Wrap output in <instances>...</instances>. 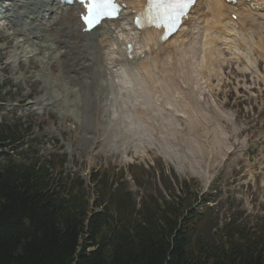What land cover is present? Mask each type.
<instances>
[{
    "label": "rangeland",
    "instance_id": "374dc122",
    "mask_svg": "<svg viewBox=\"0 0 264 264\" xmlns=\"http://www.w3.org/2000/svg\"><path fill=\"white\" fill-rule=\"evenodd\" d=\"M259 22L264 24V20ZM2 48L0 43V56H3L0 58V126H17L18 133L31 127L32 132L24 143L31 144L35 139L33 145L37 146L42 159L52 154L66 155V172L75 173L86 181L92 170L108 167L116 172L124 170V175L111 179L110 183L120 187L118 198L131 191L136 202L146 193L166 202H170L174 193L179 195L185 190L186 193H199V197L206 194L203 201L206 205L195 207L203 213L199 237L205 242L217 243L222 235L232 233L237 238H264V63L256 64L262 75L260 78L245 75L232 63L226 66L221 87L218 81H213L212 91L200 82L198 86L204 88L205 93L194 100V113L206 115L201 118L205 131L197 128L189 132L184 126L188 115L185 118L179 115L178 118L184 120L176 125V138L168 140L171 145L161 146L163 142L158 144L152 138L143 137L137 141L126 124L110 120L109 112L102 113L94 101L86 112L85 108L79 111L67 105L32 108L30 104L45 95L43 84L55 87L53 94L63 97L69 83L58 68H48L46 74L29 78L38 66L25 68L14 64L12 53H1ZM32 86L34 89L30 92ZM75 98L73 94L67 96L68 101ZM205 123H210L209 127L206 128ZM216 135L221 137V146L226 150L223 159L210 157L206 152L191 159L188 152L192 136L205 141L204 137L212 139ZM94 136L98 137L95 142ZM156 137L159 138L158 134ZM172 140L177 142L172 144ZM208 147H213L212 143ZM10 155L14 156L12 152ZM131 164L137 165L143 173L141 187L131 180ZM202 170L209 171L210 178L206 179ZM89 194L93 204L97 197L90 191ZM146 205L150 206L151 202L147 201Z\"/></svg>",
    "mask_w": 264,
    "mask_h": 264
},
{
    "label": "bare ground",
    "instance_id": "6f19581e",
    "mask_svg": "<svg viewBox=\"0 0 264 264\" xmlns=\"http://www.w3.org/2000/svg\"><path fill=\"white\" fill-rule=\"evenodd\" d=\"M119 1L127 6L121 19L103 23L91 34H84L79 19L82 11L76 6L61 13L58 0H0V19L13 29L10 36L0 35V42L5 44L1 53L21 44L28 45V51L12 53L14 63H31L32 54L35 59L41 57L36 61L44 67L59 61L55 66L61 67L62 77L70 86V90L64 89L63 97L55 96L52 86L46 87L45 95L37 99L32 108L65 105L70 93L76 97L72 100L76 101L71 102L76 108L83 107L86 112L93 101H98L102 113L110 111L109 118L126 124L137 141L143 137L152 138L158 144L163 142L161 146H167L171 145L168 140L176 138V125L186 115L184 126L189 132L197 128L205 131L201 118L206 115L194 113V100L205 93V89L198 86L200 82L209 90L213 81H218L220 87L224 84L228 67L224 65V51L229 52L236 63H241L244 71H250L253 65L248 58V46L257 47L264 60L261 25L257 21L264 17V0H250L253 7L261 8V14L258 10L253 13L242 0L240 6L245 10L238 6L239 12L223 0H203L205 5L201 10L200 0L192 10L194 16L175 38L165 43L159 40L162 32L138 31L133 25L132 11L142 12L145 0ZM232 14L239 16L237 22L230 19ZM128 44L134 46L132 59L127 56ZM257 64L260 66L259 62ZM196 68L200 70L195 72ZM33 89L32 86L30 92ZM47 93L51 94L50 98H46ZM176 114L181 115V119ZM209 125L205 123L204 126ZM97 138L94 136L93 142ZM204 138L205 141L194 136L190 139L191 159L195 160L202 152L223 159L226 151L221 146V137ZM175 142L172 140V144ZM210 143L211 148L208 147ZM202 173L206 179L210 178L209 171L202 170Z\"/></svg>",
    "mask_w": 264,
    "mask_h": 264
},
{
    "label": "trees",
    "instance_id": "16d2710c",
    "mask_svg": "<svg viewBox=\"0 0 264 264\" xmlns=\"http://www.w3.org/2000/svg\"><path fill=\"white\" fill-rule=\"evenodd\" d=\"M22 140L0 129V146ZM62 170V161L25 165L0 155V264H264V241L201 240L200 218L185 202L136 211L125 196L115 213L107 208L86 225L84 183Z\"/></svg>",
    "mask_w": 264,
    "mask_h": 264
},
{
    "label": "snow or ice",
    "instance_id": "6c2138e0",
    "mask_svg": "<svg viewBox=\"0 0 264 264\" xmlns=\"http://www.w3.org/2000/svg\"><path fill=\"white\" fill-rule=\"evenodd\" d=\"M83 5L86 14L81 18L86 30H91L104 19H115L121 9L115 0H70ZM194 0H146V7L141 14L143 20H147L149 26L163 28L167 34H171L178 27L187 9ZM142 19H137L138 26H143Z\"/></svg>",
    "mask_w": 264,
    "mask_h": 264
}]
</instances>
